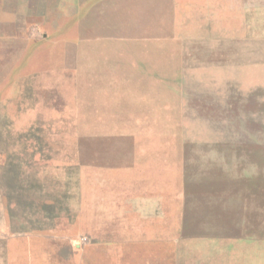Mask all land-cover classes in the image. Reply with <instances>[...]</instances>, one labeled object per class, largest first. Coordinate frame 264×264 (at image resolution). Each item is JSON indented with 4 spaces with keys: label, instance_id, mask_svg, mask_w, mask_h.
<instances>
[{
    "label": "rangeland",
    "instance_id": "374dc122",
    "mask_svg": "<svg viewBox=\"0 0 264 264\" xmlns=\"http://www.w3.org/2000/svg\"><path fill=\"white\" fill-rule=\"evenodd\" d=\"M0 264H264V0H0Z\"/></svg>",
    "mask_w": 264,
    "mask_h": 264
}]
</instances>
